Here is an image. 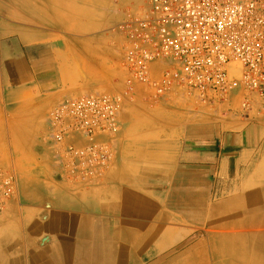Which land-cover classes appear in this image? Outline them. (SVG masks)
Instances as JSON below:
<instances>
[{"label": "crops", "instance_id": "obj_1", "mask_svg": "<svg viewBox=\"0 0 264 264\" xmlns=\"http://www.w3.org/2000/svg\"><path fill=\"white\" fill-rule=\"evenodd\" d=\"M66 60L0 16V170L18 182L0 214V264H264L247 244L264 239L247 235L264 231V119L242 120L239 95L222 115L178 89L123 109L102 177H67L36 137L74 94Z\"/></svg>", "mask_w": 264, "mask_h": 264}, {"label": "built area", "instance_id": "obj_2", "mask_svg": "<svg viewBox=\"0 0 264 264\" xmlns=\"http://www.w3.org/2000/svg\"><path fill=\"white\" fill-rule=\"evenodd\" d=\"M125 89L66 99L47 129L67 176L100 177L110 166L119 117L136 85L163 98L181 89L205 107L241 119L264 109V0H151L119 28ZM13 173L0 170V214L17 196Z\"/></svg>", "mask_w": 264, "mask_h": 264}, {"label": "rangeland", "instance_id": "obj_3", "mask_svg": "<svg viewBox=\"0 0 264 264\" xmlns=\"http://www.w3.org/2000/svg\"><path fill=\"white\" fill-rule=\"evenodd\" d=\"M150 1L0 0V16L10 26L24 27L26 34H37L57 45L64 58L66 54L70 88L74 93L71 98H75L125 89L120 68L119 28L125 21L141 17L149 9ZM134 91L135 95L125 100L121 112L127 106L137 113L154 107L164 98H154L152 92L140 85ZM213 111L208 108L206 112ZM256 117L264 119V109ZM36 137L50 145L48 129L39 131ZM6 172L13 173L9 169Z\"/></svg>", "mask_w": 264, "mask_h": 264}, {"label": "bare ground", "instance_id": "obj_4", "mask_svg": "<svg viewBox=\"0 0 264 264\" xmlns=\"http://www.w3.org/2000/svg\"><path fill=\"white\" fill-rule=\"evenodd\" d=\"M62 18H63V16H62ZM58 24V23H57ZM62 27H64V25L62 26ZM59 28V27H58ZM65 29V28H64ZM63 63V62H62ZM69 66V65H68ZM67 69V68H66ZM64 70V69H63ZM69 72V71H68ZM65 79V78H64ZM65 100V99H64ZM125 103V102H124ZM51 138V137H50ZM62 175V174H61ZM67 177H69V176H67ZM102 177V176H101ZM89 180V179H88ZM39 181V180H38ZM89 185V184H88ZM253 191V190H252ZM103 192V191H102ZM253 196V195H252ZM250 197H251V195H250ZM249 197V198H250ZM257 198V197H256ZM15 199V198H14ZM242 200V199H241ZM262 200H263V198H262ZM264 201V200H263ZM258 202V201H257ZM250 203V202H249ZM244 204V203H243ZM239 208V207H238ZM242 208V207H241ZM6 210V209H5ZM261 212H262V210H260ZM259 212V210L258 209H256V210H253V211H250V214L254 217V215L255 214H257ZM244 219V218H243ZM264 220V219H263ZM19 222V221H18ZM240 222V221H239ZM26 223V222H25ZM20 225V224H19ZM256 225H258V224H256V221H255V219H253L250 223H248V225H247V228L248 229H254V228H256ZM240 226V225H239ZM259 226V225H258ZM14 227V226H13ZM235 227V226H234ZM233 227V228H234ZM261 227H264V225L263 226H261ZM233 228H232V230H233ZM237 229V228H236ZM235 229V230H236ZM237 230H239V229H237ZM83 233H84V231H83ZM246 233H247V231H246ZM2 234V233H1ZM249 237H250V239H252L254 236H258V237H264V231L263 230H261V231H257V230H254V231H249L248 232V234H247ZM131 236V235H130ZM247 236V237H248ZM131 237H133V236H131ZM12 239V238H11ZM242 240V239H241ZM256 240V239H255ZM230 242H232V241H230ZM136 243V242H135ZM247 244H249L248 245V247H249V249H252V250H250L249 252H252V253H254V254H258V257H259V255H261L262 256V259H263V261H264V239L262 240V241H250L249 243H247ZM16 246V245H15ZM137 246H140L139 244L137 245ZM67 248V247H66ZM107 248V247H106ZM125 249H127V248H125ZM248 249V250H249ZM107 250V249H106ZM128 250V249H127ZM8 252H10V251H8ZM58 252H59V250H58ZM61 252V251H60ZM126 252V251H125ZM232 252V251H231ZM128 253V252H127ZM133 253V252H132ZM249 255V254H248ZM126 256V255H125ZM254 256V255H253ZM257 256V255H256ZM255 256V257H256ZM133 257V256H132ZM257 257V258H258ZM57 258V257H56ZM261 258V257H260ZM134 259V258H133ZM59 260V259H58ZM61 261V260H60ZM63 261V260H62ZM127 262V261H126ZM250 264V263H249ZM254 264H263V263H258V259H254Z\"/></svg>", "mask_w": 264, "mask_h": 264}]
</instances>
